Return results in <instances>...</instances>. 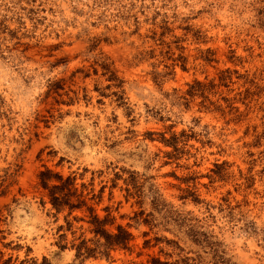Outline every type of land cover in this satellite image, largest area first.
Wrapping results in <instances>:
<instances>
[{"label":"rangeland","instance_id":"rangeland-1","mask_svg":"<svg viewBox=\"0 0 264 264\" xmlns=\"http://www.w3.org/2000/svg\"><path fill=\"white\" fill-rule=\"evenodd\" d=\"M153 260L264 264V0H0V264Z\"/></svg>","mask_w":264,"mask_h":264},{"label":"trees","instance_id":"trees-1","mask_svg":"<svg viewBox=\"0 0 264 264\" xmlns=\"http://www.w3.org/2000/svg\"><path fill=\"white\" fill-rule=\"evenodd\" d=\"M56 179L57 184L49 185L51 178ZM41 186L47 191L48 202L56 213H60L65 209L68 210L69 214L75 210L86 209L88 212V219L86 223L90 228V232L93 234V240L81 239L77 245L72 246L76 250L77 257H94L96 254L101 256H108L111 249L115 247H126L132 239V236L125 228L121 225L114 224V218L111 217L108 207L105 208L107 212L106 216L100 218L96 211L87 206V198L83 194L85 188L81 185L82 190L79 191L75 184L74 177L64 178L61 175L51 176L50 172H41L39 174ZM95 198L99 199L100 195L95 197L94 195L90 200ZM67 227H70L69 223H66ZM115 225V227H114ZM107 227H114L115 231L109 230ZM62 229V227H60ZM101 240H103L101 242ZM93 246V247H90ZM60 249H64V246H59ZM102 249V251H99ZM158 261L153 260L152 264Z\"/></svg>","mask_w":264,"mask_h":264}]
</instances>
